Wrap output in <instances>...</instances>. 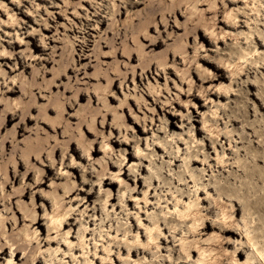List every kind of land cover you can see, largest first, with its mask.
I'll use <instances>...</instances> for the list:
<instances>
[{
  "label": "rangeland",
  "instance_id": "374dc122",
  "mask_svg": "<svg viewBox=\"0 0 264 264\" xmlns=\"http://www.w3.org/2000/svg\"><path fill=\"white\" fill-rule=\"evenodd\" d=\"M161 1L169 9L178 0ZM209 1L217 12L201 19L186 14L193 18L188 26L199 19L213 23L214 32L223 33L218 43L194 35L183 39L184 27H153L151 36L158 31L172 36L156 48L143 41L146 54L167 59L177 74L171 69L160 72L153 60L143 65L133 60L134 73L122 69L123 79L112 76L115 84L109 87L115 99L110 106L116 107L119 127L89 94L67 102L57 127L35 119L24 131L19 117L6 122L21 97H4L8 109L0 104V140L6 137L0 144V165L8 166L9 178L0 187V216L7 222L0 234V247L7 246L0 264H35V258L38 264H264V43L257 40V32L264 38V0ZM186 2H181L185 12L194 0ZM116 5L120 0H0V51L8 56L0 59V84L13 78L27 85L36 78L44 98L38 104L64 102L70 92L58 84L66 82L67 75L54 80L52 72L80 52V41L89 39L88 58L73 61L74 68L83 69L72 84L89 91L105 86L88 77L92 67L84 70L97 64L95 43L110 36L109 26L117 32L136 28L132 13L142 7L117 15ZM198 8L204 12L207 6ZM226 12L237 16L234 27L225 25ZM170 15L169 23L175 19ZM156 17L155 23L160 19ZM114 42L119 49L121 38ZM180 43L186 46L184 61H174L172 53L160 55L166 44ZM199 57L215 64L230 62L232 67L218 70ZM110 60L101 58L103 64ZM117 60L125 59L119 54ZM67 74L75 77L72 71ZM77 111L86 120L79 128L78 117L72 116ZM125 114L133 119H124ZM27 115L38 112L33 109ZM49 116L56 115L51 111ZM89 121L95 123L92 133H86ZM24 138L44 144L27 170L20 159ZM77 141L90 158L76 150ZM10 159L19 165L15 174ZM39 176L45 185L36 184ZM234 201L243 211L225 222ZM186 208L191 214L184 220L179 211ZM57 217H63L59 228L53 222ZM206 222L217 227L202 230ZM229 222L233 235L217 225ZM150 235L156 238L152 241ZM14 248L19 250L15 259ZM133 249L140 251L132 254Z\"/></svg>",
  "mask_w": 264,
  "mask_h": 264
},
{
  "label": "bare ground",
  "instance_id": "6f19581e",
  "mask_svg": "<svg viewBox=\"0 0 264 264\" xmlns=\"http://www.w3.org/2000/svg\"><path fill=\"white\" fill-rule=\"evenodd\" d=\"M182 1L183 0H181V1L178 0L175 3L173 1L174 5L173 6L171 5L172 7L167 9V7L165 8L163 6V4L161 3L162 2L161 0H120L121 5L120 6L116 5L115 6L116 8L114 10L117 15H122L123 12H127L129 8H137L139 6L141 7V5H142L140 11L136 10V12L132 13L136 16L137 27L136 28L132 27V28H134L133 30H131V28H130L128 31L125 28L123 30V32H117L118 29L116 31L115 28H112L109 26L108 27V36H109V33H110V36L108 38L103 37L95 43V46L97 49L95 48L96 50H93L94 51L93 57H95L97 64H95L94 66L89 64L88 67L84 68V70H86V69H89V67L90 68L92 67L94 69V71L91 74H87L88 77H90V78L95 77V78H97V80L104 81L106 83V85L105 86H93L92 89L89 91V89H87V88L79 89L75 86L74 83L72 84L73 79H75V82L77 83V75L79 74V73H77V71L80 69H83V68H74L73 61H75L77 59H78V61H81L85 58H88V56H85V51L89 49V46L91 45V42H92L89 39L80 41V44L77 45L80 49V52H78V53L73 52L74 56H72L71 60H69L58 72H55V73L52 72V76H53L54 80L60 74L62 75V77L64 76V74L67 75L66 76V82L58 84V87L59 88L62 87L66 93L70 92L69 97H67V96L64 97V100H65L64 102H52V99L49 98V100L50 99L51 100L50 101L47 100L48 102L46 104H38L39 100L44 99V98L42 95H39V94H42L41 92L43 90L40 86H38V84L36 82V78H33L31 80V82H29L27 85L23 84V83H20V84L15 83L14 82L15 79H13V78L10 79L9 82H6V80H4V82L2 84H0V94H2V96H3L0 98V104L4 106L5 110L8 109V103L6 101V98H4V97L14 96V95L19 94V96L21 97L20 99H22V100L15 102L14 105L16 108L13 111L11 110V112L8 113V114H12V115H11V117H9V116L6 117V122L10 123L16 117H19V122L21 124H23V127H24L29 121L36 119V122L44 123L52 129L53 127L55 128L58 126V124L62 123L61 119L64 117L63 109H64V107L66 108L68 106L67 102H70V101L72 103L74 101L79 102L83 98L84 95H86L88 97L90 94L91 98L95 97L97 103L99 105H101L102 110L105 112H108L109 113L108 115L112 116L113 126L117 125V127H119V125H118L119 124V116L116 113V107L110 106V102L115 99L112 96V94H110V87H112L115 84V82H113L112 76L117 77L116 79H123L126 74L121 71L122 69H125L126 72L129 71V72L134 73L135 68L131 64V62L133 60L138 61L140 64L142 63V65H143V61H144V63H146L147 61L149 62L150 60H153V62L156 63L157 67L161 70L160 72L166 73V72H168L169 69L173 70L176 74L178 72L176 66H174L173 64L172 65L167 64V62H166L167 59L164 60L162 58L161 60H155V56H153L154 54L153 55L146 54L145 45L143 44V41H146L148 43L147 47L151 46L153 48H156V47H159L161 45H164V42L167 39H170L172 36L171 33H169V32H166V34L164 35L163 34L164 32L160 33L159 31L157 32L156 36H151L148 34V32L151 31V29L153 27L155 29L159 28L160 26H164L165 28H171L173 26L177 27V28L181 27L180 29H182V27H184L183 39H185L189 35L190 36L194 35L196 40L199 38L207 37L211 43H218L220 41L219 39L223 38V33H221L222 34L221 35L220 33L214 32L213 23L202 22L200 20L202 18V16L206 15V13L217 12V10L215 8L216 6H213L209 0H194L193 6L189 10L185 9L187 11V12H185L182 10V6H183V4L181 6ZM184 1L186 2V0H184ZM227 1H228V4L229 3L235 4L241 0H227ZM245 2H247V1H245ZM201 5L207 6V8H205L204 12H202V10L198 8V6H201ZM168 7H170V5ZM169 13L171 14L170 16H173L176 19V20L174 19V21L169 20L170 23L166 20V17L168 16ZM186 14L198 16V18H200V19L197 20L198 18L196 17V20L198 21V22H196L197 25L194 23L193 25H195V26L189 27L188 24H189V22H190V24H191V22L193 23V21H192L193 18L190 21L189 20L190 16H187ZM127 15H129V14H127ZM156 15L160 16V19L155 23V19H157ZM99 16H101L100 13H98L97 17H99ZM135 16H134V18H135ZM180 17L184 18V22L180 23L179 21H177V19H179ZM204 17H203V19H204ZM225 17H226V20L229 21V22H226V24H225L226 26L234 27V25H236V21H237L236 15H233L232 13L226 12ZM129 18H131V17H129ZM136 19H134V20H136ZM104 20H105V18L102 20V23L104 22ZM216 20H217V18H216ZM218 21L219 20H217V22ZM257 36H258L257 40L264 43V38L258 32H257ZM237 37H239V36H237ZM118 38L119 39L121 38V42L119 43V49L116 48V43L114 42V40H116ZM240 38H241V36H240ZM246 39H248V37H246ZM258 41L255 40L256 43H259ZM103 47H107L108 50L103 51L102 50ZM185 48H186V46L183 43H180L179 45H176V46L166 44L165 47L160 51V55L161 56L163 55L164 57H166L167 55L172 53L174 57L176 56L173 59L174 61L177 58L181 61L182 60L184 61V59H183L184 55L182 53L184 52ZM77 50L78 49H75V51H77ZM256 51H257V49L253 50V52H254L253 56L255 55ZM249 53H251V52H249ZM119 54L122 57H124V59H125L124 61L119 62L117 60V57L119 56ZM108 56H111V60L109 62H106L105 64H103L101 62V58L108 57ZM199 58L202 59L203 63L210 64V65L214 63L213 61H211L205 57H199ZM0 59H8V56L6 55V52L4 50L0 51ZM148 64L149 63H147L146 65H148ZM102 65H105L106 68H102L101 67ZM215 65H216V69H218V70L225 69L226 71H228V69H230V67H232V64L230 62H223V63L219 62L218 64H215ZM18 66H19L18 68H20L19 64H18ZM21 66L22 67L24 66V69L27 68V66L25 67V65H21ZM69 71H72L74 73L75 77L68 76L69 74H67V73H69ZM47 73L48 72L46 71V74ZM200 79H202V78H200ZM52 83H54V82L51 81V84ZM119 85H121V82ZM37 89H38V91H37ZM129 101L130 100H128V102ZM122 105H123V101H120L119 107H121ZM33 109L38 112V115H36V116L27 115ZM5 110H3L4 114L6 113ZM16 111H18L20 113V114H18V116H15ZM51 111H53L55 113V115H56L55 117L49 116ZM72 116L78 117L79 122H78V124H76L77 128H79V126H81V124L86 121L85 117H83L82 114H78V111ZM129 117L133 119L131 114H129V115L125 114L124 115V119H126V120L129 119ZM136 121L137 120H135L134 122L136 123ZM86 123H87L86 133H87V131H88V133H92L91 130L94 129L95 123L93 121H89ZM15 127H18V126H15ZM23 130L28 131V128L24 127ZM12 132H11V134H12ZM14 134H12V135H14ZM5 138H3L4 141L6 140ZM26 138H28V137H26ZM3 139L0 140L1 145L4 142ZM39 139H41V138H39ZM40 141L37 139L29 140V141H26V139H25V141L24 140L21 141V142L25 143V148H23V150L21 151V158L20 159L22 160V163L24 165V168H26V170L29 168L28 167L29 165L27 166V164L30 161V159H33L35 157L38 160V157H39V153H38L39 148L38 147L44 146V144L41 145L42 141L41 142ZM76 144H77L76 150L82 152V156L90 158L89 150L84 149L83 148L84 146H81L79 141H77ZM16 146L17 145L13 144L11 151H14V150L16 151L17 150V149H15ZM40 150H42V149H40ZM92 151L94 153L96 152L95 149H93ZM0 153H2V152H0ZM13 158H14V156H13ZM10 160H12V161H11V165H9V167H10V169H12V171L15 174L19 165L16 164L14 159H10ZM10 160H9V163H10ZM71 161L73 162V159ZM2 165H0V175H1L0 187L3 189L4 183H6V180L9 177H8V172L6 169V167H8V166L5 167V165L4 166H2ZM7 165H8V163H7ZM46 167H47V165H46ZM48 167H50V166H48ZM50 168H52V167H50ZM36 184L42 186V185L46 184V181L43 179V177H40L36 180ZM110 185L112 186L113 184L110 183ZM54 187H56V186H54ZM17 190H19V189H17ZM54 190H56V188H54ZM13 192L15 193V189L13 190ZM18 192H20V190ZM2 200H3V198H2ZM240 211L242 212L243 208L241 207V205L238 201H234L232 213L229 216H224V221L227 217H231L232 214H234V215L239 214ZM179 214H180L179 217L183 218L185 220L189 217L191 212H190L189 208H186L184 211H179ZM62 220H63V217H61V218L57 217L53 220L54 223H57V226H56L57 228L62 226ZM4 223L7 224V222H5V220H4V218L0 216V234L3 233V230H4L3 224ZM35 223L38 224L39 219L36 220ZM192 225H194V224H192ZM217 225L221 228V231L224 234L233 235L236 233L234 231V229L232 227H230L231 226L230 222H229L228 226L226 225V223L224 225H222V224H217ZM210 226H212L214 228L217 227L214 224L209 225L206 222L202 226V230H206ZM149 238H150V240L153 241L156 237L153 235H150ZM68 244H70V242ZM6 249H7V246L0 247V254L4 255L6 252ZM140 249H133L131 253L133 254L137 251H140ZM18 254H19V250H16V248H14L11 252V256H14V259L18 256ZM187 255L189 256L190 253H187ZM240 255H241V251H238L236 256H240ZM9 261H11V259H8V262ZM33 261L35 262V264H38L40 262V259L35 258V259H33ZM199 263H201L200 260H199Z\"/></svg>",
  "mask_w": 264,
  "mask_h": 264
}]
</instances>
